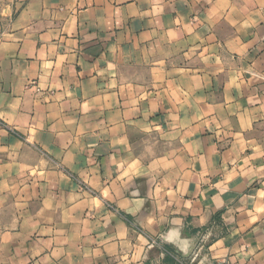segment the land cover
<instances>
[{
  "label": "crops",
  "instance_id": "crops-1",
  "mask_svg": "<svg viewBox=\"0 0 264 264\" xmlns=\"http://www.w3.org/2000/svg\"><path fill=\"white\" fill-rule=\"evenodd\" d=\"M194 253L264 264V0H0V264Z\"/></svg>",
  "mask_w": 264,
  "mask_h": 264
},
{
  "label": "built area",
  "instance_id": "built-area-1",
  "mask_svg": "<svg viewBox=\"0 0 264 264\" xmlns=\"http://www.w3.org/2000/svg\"><path fill=\"white\" fill-rule=\"evenodd\" d=\"M154 242L151 243L150 246H154ZM174 257L176 259L177 264H190V261H194L197 257V253L192 254L191 257H183V256H177L174 254Z\"/></svg>",
  "mask_w": 264,
  "mask_h": 264
},
{
  "label": "rangeland",
  "instance_id": "rangeland-1",
  "mask_svg": "<svg viewBox=\"0 0 264 264\" xmlns=\"http://www.w3.org/2000/svg\"><path fill=\"white\" fill-rule=\"evenodd\" d=\"M189 263L190 264H197V261L194 260V261H190Z\"/></svg>",
  "mask_w": 264,
  "mask_h": 264
},
{
  "label": "water",
  "instance_id": "water-1",
  "mask_svg": "<svg viewBox=\"0 0 264 264\" xmlns=\"http://www.w3.org/2000/svg\"><path fill=\"white\" fill-rule=\"evenodd\" d=\"M183 257H188V256L183 255Z\"/></svg>",
  "mask_w": 264,
  "mask_h": 264
}]
</instances>
